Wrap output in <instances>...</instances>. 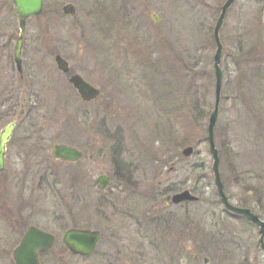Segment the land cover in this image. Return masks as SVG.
I'll use <instances>...</instances> for the list:
<instances>
[{"label":"rangeland","instance_id":"rangeland-1","mask_svg":"<svg viewBox=\"0 0 264 264\" xmlns=\"http://www.w3.org/2000/svg\"><path fill=\"white\" fill-rule=\"evenodd\" d=\"M259 1L235 0L220 32L223 55L249 30L253 37L247 33V38L261 46L264 60V4L258 6ZM225 2L44 0L42 14L29 25V37L32 32L37 37L39 52L36 109L20 117L6 170L0 172V264H10L13 244L7 249L3 242L11 243L15 225L10 220L22 212L33 214L37 225L62 228L61 233L72 228L100 230L103 239L98 254L89 261L92 264H204L206 258L209 264H264L259 229L227 213L220 202L206 135L199 137V146H192L194 154L185 158L182 151L186 147L179 146L171 118L161 109L167 99L162 87L168 91L178 78L181 84L188 68L185 52L192 48L205 63L201 72L211 73L212 80L201 84L211 88L209 115L213 112L216 43L214 32L213 37L209 33ZM68 4L75 6L76 14L64 18L62 9ZM8 32L16 38L18 26ZM58 54L69 61L72 72L100 89L95 102L82 103L57 69ZM5 64L0 61L1 85L6 80ZM175 86L173 90L181 89L177 83ZM258 86L257 82V90ZM1 92L0 87V117H5L12 102ZM224 92L223 85V103ZM29 96L27 90L18 95L19 105L12 110L16 117L22 99ZM225 102L220 104L216 127L218 149L220 143L231 140L227 130L238 116L232 101ZM257 108L264 116V100ZM208 122L209 118L205 129ZM5 123L1 119L0 133ZM244 135L240 140L239 135L233 137L239 161L260 152L255 135ZM56 144H70L86 155L76 163L56 162L50 154ZM257 161L256 157L255 163L242 168L264 171V167L258 169ZM223 163L220 171L231 203L258 210V199L245 190L252 186L248 185L252 183L249 174L237 171V176L247 179L238 185L229 161ZM100 176L111 177V184L99 189ZM186 190L199 202L185 201L164 209L166 198ZM192 229L198 232H190ZM180 235L188 242L179 240ZM195 235L200 240L211 236L197 243L205 253L199 261L192 259L195 253L189 242ZM58 260L60 264H83L74 258L70 262L66 256Z\"/></svg>","mask_w":264,"mask_h":264},{"label":"trees","instance_id":"trees-1","mask_svg":"<svg viewBox=\"0 0 264 264\" xmlns=\"http://www.w3.org/2000/svg\"><path fill=\"white\" fill-rule=\"evenodd\" d=\"M262 3L264 4V1L260 0L257 4L260 6ZM247 33L253 37L252 31L249 32V30L240 34L236 42H233L232 50L228 55H223L222 59V63L224 64V68L222 69L224 79L226 77H228V79L223 83L225 92L224 97H222L224 103L221 102V105L222 103L225 105L226 100L232 101L233 108L235 112L238 113V116L237 121L235 120L236 122L231 124L232 126H229L230 129L227 130V134H231V140L228 139L226 142L220 143L219 153L222 165L225 160L229 161L231 174L235 175L238 185L241 184V182L245 183L247 179H245L244 176H237L236 172L238 171L242 175L243 173L249 174L248 178L252 183L250 182L248 185L252 186H247L248 188L245 190L248 194L258 199V210L250 209L264 220V175H262L264 171L262 170L260 173L251 171L246 172L242 168L253 164L252 162L255 163L256 157L258 160V169L261 170V168L264 167V116L259 112V108H257V104L264 100V60L262 59V54L260 57L259 48L261 49V46H259V44L257 45V43L254 44L250 42L247 38ZM109 35L111 36L109 39H113V35ZM212 35L213 30L211 28L209 36L213 37ZM192 50L194 53H190ZM195 51H197V49L194 50L191 48L185 52L188 60V68L184 69L185 75L183 76L184 78L181 84L178 78L177 81L175 79V82L172 81L170 83L168 91L166 87H162L163 93L167 94V99L163 102L164 105L161 109L168 115V118H171L169 122L172 123L175 134L178 139H180V147L194 146L196 148L201 143L199 137L202 138V134L207 137L205 121L210 117L209 108L212 106L209 100L211 88L208 85L203 86V84H201V82L205 84V81L208 79L210 81L212 80V78L209 77L211 73L206 70H204L205 72L203 73L201 72L202 70H200V67L202 68L205 66V63L201 57L197 58ZM259 64L262 65L257 68H251V66L255 67ZM170 68L172 69L174 66ZM245 69L247 70L246 73L243 72ZM235 75H237L240 80L234 79ZM172 80H174V78ZM257 82L259 83L258 90L255 88ZM176 83L177 87H181L180 90H173V87L176 88ZM173 95H177V97ZM179 101H181L180 104ZM236 125L242 128H238ZM236 129H239L240 132ZM245 133L248 135H250V133L255 135L257 147L262 153L259 152L253 156H245V160L241 158L239 161L236 152H234L233 137L239 135V140L241 138L244 139ZM237 205L241 208H249L246 204L240 203Z\"/></svg>","mask_w":264,"mask_h":264},{"label":"water","instance_id":"water-1","mask_svg":"<svg viewBox=\"0 0 264 264\" xmlns=\"http://www.w3.org/2000/svg\"><path fill=\"white\" fill-rule=\"evenodd\" d=\"M16 12L20 18V35L16 41L14 49V57L19 72H22V52L24 45V34L26 30V21L29 17L40 15L43 10L44 0H13ZM235 0H226L221 8V13L217 19L214 27V39L216 43V53L213 59L214 75H215V103L214 110L209 117L207 127V140L209 144V152L213 159L212 171L214 175V183L217 189L218 196L225 207V210L236 216L244 217L252 224L259 228L260 233V245L264 250V221L260 217L254 214L250 209L240 208L230 203L226 193L225 186L221 178L220 172V154L215 140V128L219 118L221 95L223 90V71L221 68L223 58V44L220 39V32L224 25V21L228 10L232 7ZM63 13L66 16H74L76 14V8L73 4L64 6ZM57 68L60 72L68 74L70 72L69 63L61 56L55 57ZM69 83L78 92L80 99L84 102H91L99 98L100 91L92 84L87 82L83 77L78 74L73 75L69 79ZM14 125H9L0 133V172L5 171V155L7 151V145L13 134ZM194 148L192 146L183 149L182 154L185 158H190L194 154ZM51 154L57 161L76 162L83 159V153L78 149L65 145L56 144L51 148ZM100 183V189L108 186L111 181L106 176H100L98 178ZM198 202L199 198L193 195L190 191L186 190L173 196L172 202L174 204H180L182 202ZM38 235L44 237L45 234L35 228H31L28 235L25 237L20 249L16 252L15 260L18 264H39L38 254L42 251H46L53 244V238H49L47 243L35 241L32 237ZM101 235L98 231H92L88 229H71L68 230L64 237L63 242L74 255H80L83 257H89L97 248ZM28 247L29 245H31ZM26 247L28 252H25ZM33 248L34 252H29ZM26 254H23V253ZM29 254V255H28ZM34 256L32 257L31 255ZM91 264V263H86Z\"/></svg>","mask_w":264,"mask_h":264},{"label":"flooded vegetation","instance_id":"flooded-vegetation-1","mask_svg":"<svg viewBox=\"0 0 264 264\" xmlns=\"http://www.w3.org/2000/svg\"><path fill=\"white\" fill-rule=\"evenodd\" d=\"M62 14L64 15L63 9H62ZM11 15L12 16L14 15V16L12 17ZM39 16L29 17L26 21V30H25V34H24V45H23V52H22V72H19L17 65H16V62H15L14 49H15L16 41L20 35V18L16 12V7H15L13 0H0V35H1V37H0V61H4L6 63L5 64L6 72L8 73V74L6 73L5 82H3V85L0 84V87L2 88V92H1L3 94L2 96L7 95L8 102H10V101L12 102V104H11L12 107L9 109V111L7 110L6 112H4L5 117H0V121L2 119V121L6 122L5 123L6 126L14 125L11 140L7 145L6 157L8 156L9 146L11 145V143L13 141L15 131L19 128V126L21 124L20 117H23L26 114L29 116L30 109H32V114L34 113V111L36 109V107H35L36 102H37L36 92H37V84H38V78H39V75H38V66H39L38 55H39V52H38V46H35V42H37V37H35L33 35V32L31 33L32 36L29 37V33H30L29 25L33 19H36ZM64 18H66L65 15H64ZM15 26H18V34H17L16 38H15V35L8 32V30L15 28ZM116 40H117V44H119L118 35H116ZM30 41L32 42V52L31 53H29ZM13 42H14V44H13ZM117 44H115V45H117ZM36 45H37V43H36ZM120 55L121 54L119 53V56ZM75 74H78V73L72 72V69H71L70 73L63 74V75L67 77V81L69 83V79ZM7 76H9V78ZM86 81L89 82L90 84H92L90 81H88V80H86ZM69 85H70V83H69ZM92 85L95 88L99 89L94 84H92ZM71 88L73 89L72 86H71ZM24 90L29 91L31 96H29L28 98L22 99L21 112H20V114H18L19 116L16 117L14 115V111H12V110H14L19 105L18 102L20 100H17V98L19 99L18 95ZM74 92L78 95L77 91L74 90ZM100 96H101V91H100ZM78 97H79V95H78ZM5 98H6V96H5ZM95 101L96 100L91 101V102L82 101V103L85 105H88V104H91ZM82 153L84 155H86L85 152L82 151ZM120 153H123V152H120ZM122 155L123 154H121L120 156H122ZM6 162L7 161L5 158V170H6ZM66 163L71 164L72 162H66ZM116 167L118 168V166H116ZM120 169L121 168H119V170ZM109 178L112 181L111 177H109ZM99 186H100V183H98V188H100ZM176 193H178V192H175L168 199L166 198V202L164 203V209L165 210L170 209L172 206L178 207V206L182 205V204L181 205L180 204L175 205L172 202V197ZM171 216L172 215H168L169 218H172ZM168 217L164 216L163 219H166ZM7 218H9V217L7 216ZM12 221H14L13 224L15 225V228H13L11 230L13 233L11 235V239H12L11 243L5 242L6 243L5 244L3 242L4 246L8 245L7 249L9 248V246H11L13 244V248L11 249V253L9 256L10 257V264H18L15 260L16 252L18 251V249H20L21 244L23 243L25 237L28 235L31 228H35V229H37L40 232L45 234L44 237L38 236V235H33L32 237L34 238L35 241L47 243L49 238H53L52 239L53 240L52 246L49 249H47L46 251H42L38 254L39 264H54V263L60 264L58 259L62 258L64 256H66V259L69 260L70 262L74 258L77 261L78 260L82 261L83 264L91 263L89 261L95 255L98 254V249H99L101 242H102V239H103L102 232L100 230H98L100 232V235H101V240H100L98 247L89 257H83L80 255L72 254L69 251V249L67 248V246L64 244L63 237L69 229H66L63 233H61L63 231L62 228L57 229V230H53L52 228H50L46 225L45 226L37 225L35 223V221L33 220V214L28 213V212L27 213L22 212L21 214H18V213L14 214V218L12 220H10V223H9L11 226H12V223H11ZM190 232H198V230L192 229V230H190ZM199 233H200V230H199ZM203 236H206V235H203ZM181 239L184 240L185 242H188V240L183 239L182 236L180 235L179 240H181ZM205 239H211V236H209V238L205 237V238H202L200 240L198 235H195V237H192L190 239L189 242H191L193 244L192 249L194 250V253H195L193 258H192L193 260L199 261V259L203 256V254H205V253H203L204 251H201V246L200 247H199V245L197 246L198 242L205 240ZM259 241H260V238H259ZM30 246H32V244L29 245L28 247H30ZM35 250H33V248H31L29 250V252H34ZM25 252H28L27 247H26ZM25 252L23 254H26ZM225 252H227V251H225ZM31 256L33 257L34 254ZM100 261H104V259L100 258ZM3 263H8V262L4 259ZM209 263H210V260L208 258H206L204 260V264H209Z\"/></svg>","mask_w":264,"mask_h":264}]
</instances>
